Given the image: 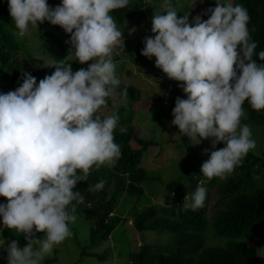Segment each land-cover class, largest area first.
I'll list each match as a JSON object with an SVG mask.
<instances>
[{"label": "clouds", "instance_id": "obj_1", "mask_svg": "<svg viewBox=\"0 0 264 264\" xmlns=\"http://www.w3.org/2000/svg\"><path fill=\"white\" fill-rule=\"evenodd\" d=\"M128 3L61 0L52 7L47 0H8L18 35L23 37L48 21L70 34L72 50L66 62L45 63L55 71L38 83L25 72L19 87L0 93V199L7 200L0 203V231L15 230L27 241L21 247L12 239L5 247V238L0 239L7 264H41L69 238L77 206L84 200L74 191L77 182L87 180L93 166L112 167L121 157L114 142L120 118L105 116L100 109L121 83L113 50L124 48V38L111 13ZM196 3L192 0L189 9ZM163 9L152 18L151 31L156 35L144 38L141 54L154 56L156 67L182 82L187 98H176L171 121L178 133L193 144L212 138L213 149L225 143L212 150L201 167L208 179H225L256 147L250 126L241 123L246 119L244 102L256 111L264 109V63L253 59L255 27L250 31V16L243 5L226 0H216V6L206 10L205 15L210 13L206 20L196 15L189 21V12L178 16L172 0H164ZM258 56L264 61V50ZM73 60L92 63L73 71L69 63ZM127 95L125 87L122 97ZM126 131L120 128L121 133ZM104 183L101 180L92 190L102 189ZM205 198L201 181L184 207L195 211L204 206ZM37 232L43 236L36 238ZM258 253L264 257V248Z\"/></svg>", "mask_w": 264, "mask_h": 264}, {"label": "trees", "instance_id": "obj_2", "mask_svg": "<svg viewBox=\"0 0 264 264\" xmlns=\"http://www.w3.org/2000/svg\"><path fill=\"white\" fill-rule=\"evenodd\" d=\"M229 2L233 5L241 4L247 9L250 16V31L253 26L255 27L251 36L257 42L256 55L253 59L258 64L264 63L258 56L259 51L264 50V0H229ZM47 3L52 7L57 6V3L51 0H47ZM201 4V16L206 20L210 16V13L205 15L206 10L214 7L210 0H203ZM143 9L142 0H129L126 7L114 10L111 15L115 21L121 22L133 17H143ZM29 33L34 36L38 34L42 39L52 34L43 29L42 23H38V28L30 29ZM26 38L27 36L18 35L13 25L8 0H0V82L7 78L16 79L22 74V70L27 68V61L22 63L13 60V51L23 48V41ZM144 46H135V53L142 55ZM68 56L65 53L62 57L68 60L70 58ZM31 57L29 54L27 60ZM122 69L123 66H119L115 74L119 76ZM44 71L45 75H51L55 69L48 67ZM120 81L115 93L122 99V90L127 87L126 103L116 106L108 115L117 114L120 118L114 130V142L121 148V157L112 167L93 166L87 180L78 181L74 189L84 197L83 203L77 206L76 214L91 224L90 245L84 247L81 253L91 248L93 258L103 259L101 256L106 251L103 250L99 255L94 250L125 221L122 212L116 210L119 201L124 197L131 200L136 196L131 205L127 203V206L129 205L127 211L132 217L135 230L156 236L168 235L170 239L165 244L144 242L137 251L130 254L131 264H264V257L259 255L258 248L248 242L249 240L264 242V151L261 155L249 151L242 163L219 184H217L219 177L208 179L201 172L200 166L193 162L189 163L173 180L166 183L164 189L167 202L147 204V198L144 199L142 195L144 186L149 184L152 178L146 175L145 169L140 164L143 151L149 145H153L154 141L140 140L136 137L134 126L131 124L133 119L131 102L138 100L141 91L132 83ZM176 82L182 85V82ZM177 97L186 99L187 95L175 94L173 105ZM171 107L173 109L174 106ZM243 108L246 119L242 118L241 123L258 126L260 128L258 134L264 136V109L256 111L247 101L244 102ZM121 127L126 128L127 131L121 133ZM225 146L221 141L213 149L212 138L203 139L195 158L204 155L203 160H208L212 150ZM205 149L208 152H205ZM101 180L105 181L103 188L93 191L92 188ZM201 181L206 189L204 206L195 211L185 208L184 202H191L192 194ZM212 188L218 195L213 199L212 210L208 215ZM171 191L177 195L175 201H171ZM188 195L190 199L185 201ZM207 222L211 223L214 236L229 238L224 245L205 247L204 231ZM0 227H2V217H0ZM0 235L7 240L15 239V234L7 228L0 231ZM35 235L36 238H41L43 233L37 232Z\"/></svg>", "mask_w": 264, "mask_h": 264}, {"label": "rangeland", "instance_id": "obj_3", "mask_svg": "<svg viewBox=\"0 0 264 264\" xmlns=\"http://www.w3.org/2000/svg\"><path fill=\"white\" fill-rule=\"evenodd\" d=\"M51 1L56 2V5L61 3V0ZM142 2L144 6L143 17H133L121 22L116 21L117 27L123 33L124 48L117 47L113 50V62L116 65L115 70L119 66H123L120 75H116L117 78L134 84L141 91L138 100L131 102V110L133 112L131 124L134 126L136 137L140 140L155 141L153 145H149L143 152L141 164L146 168L147 176L152 178V181L144 186V196L142 195V197L144 199L147 198V204L152 202L164 203L167 202L166 190L164 189L166 183L173 180L189 163L193 162L201 168L206 160H203L204 155H199L198 158H195L203 140L199 144H193L195 143L194 141L181 136L178 133V126L171 123L174 119L171 106L175 107L172 103L173 96L175 94L182 95L184 93L182 87L177 84L176 80L168 78L166 73L155 66L156 58L154 56L151 58L144 55L137 56L133 51L135 46L144 45L145 37H154L156 35V33L151 31L152 18L155 13H160L164 10V0H142ZM191 2L192 0H172L178 11V16H183L187 12L190 13L189 21H192V18L196 15H201L202 12L200 0H197L194 8L189 9ZM210 2L213 7L216 6V0H210ZM226 2H229V0H226ZM42 26L43 29L48 30L52 34L43 39L38 34L36 36L31 33L25 35L27 38L23 41V48L13 51V60H18L22 63L27 61V68L25 67L22 70L23 73L18 80L1 81V93H7L19 87L23 82L22 76L25 72L35 76L38 83L40 79L45 77L44 70L48 68L44 66L45 63H57L60 60L67 61L62 56L65 53L69 55L72 50L70 34L66 33L59 25L51 26L48 21L43 22ZM29 54L32 57L27 60ZM53 56L56 58H53ZM69 63L72 70L76 71L82 66L86 69L92 61L81 64L73 60L69 61ZM165 98L167 101L166 105L163 104ZM124 103H126L125 98H117L114 92L112 97L108 98L107 104L102 106L100 112L106 116L116 106ZM250 128L252 134L256 133L252 135V138L256 141V147L250 151L255 155H261L264 151V136L258 134L260 130L258 126L250 125ZM222 181L223 179L219 178L217 184ZM181 187L184 189L182 184ZM170 195L172 197L171 201H175L177 198L176 193L171 191ZM210 195L208 215H210L212 210L213 199L217 198L218 194L212 188ZM135 197L131 200H128V197H124L119 201L116 210L122 212V215L125 216V221L118 226L101 246L94 250L99 255H101L103 250L106 251L107 254L105 253L101 256L103 259L93 258L94 254L91 248H87L84 253H81L84 247L90 245L89 232L91 224L75 213L77 219L70 224L72 235L62 244L56 246L41 264H131L130 254L137 251L144 242L167 243L170 239L168 235L156 236L147 233L143 234L135 230L132 225V217L127 211L129 205L135 201ZM187 198L188 201L190 196L188 195ZM0 203H7L6 198L1 197ZM127 203L129 204L128 206ZM12 232L15 234V239L18 240L19 245L21 247L25 246L27 242L24 235L17 233L15 230H12ZM204 235L205 247L224 245L229 239L228 237L214 236L210 222L206 224ZM0 239H4V237L0 235ZM10 241L5 239V247ZM248 242L253 243L258 250L261 247L264 248V242L260 240H249ZM0 264H7V253L2 248H0Z\"/></svg>", "mask_w": 264, "mask_h": 264}]
</instances>
